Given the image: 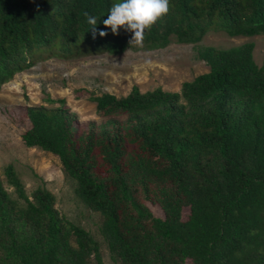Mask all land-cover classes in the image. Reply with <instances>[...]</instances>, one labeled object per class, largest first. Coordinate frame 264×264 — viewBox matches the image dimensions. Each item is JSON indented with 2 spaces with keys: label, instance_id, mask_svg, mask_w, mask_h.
I'll use <instances>...</instances> for the list:
<instances>
[{
  "label": "trees",
  "instance_id": "obj_1",
  "mask_svg": "<svg viewBox=\"0 0 264 264\" xmlns=\"http://www.w3.org/2000/svg\"><path fill=\"white\" fill-rule=\"evenodd\" d=\"M119 0H0V84L45 55L127 51L132 33L105 27ZM144 49L208 30L264 34V0H169ZM84 12L98 20L92 37ZM99 30L108 34L100 37ZM209 71L127 95L90 93L101 122L80 124L64 98L27 107L26 146L57 155L120 264H264V61L254 43L198 46ZM0 179V264H108L99 240L56 207L45 186L30 193L13 165ZM150 204L160 207L156 215Z\"/></svg>",
  "mask_w": 264,
  "mask_h": 264
},
{
  "label": "rangeland",
  "instance_id": "obj_2",
  "mask_svg": "<svg viewBox=\"0 0 264 264\" xmlns=\"http://www.w3.org/2000/svg\"><path fill=\"white\" fill-rule=\"evenodd\" d=\"M246 42L254 43V58L264 61V34L230 36L223 30H208L198 43H182L173 39L163 48L130 47L120 54L97 53L64 58L45 55L33 65L17 72L0 84V179L6 188L4 169L13 165L28 193L38 186L47 187L56 197L58 210L92 232L99 240L104 260L115 262L101 233L102 215L88 208L76 194V183L64 171L59 157L38 147H28L23 134L31 127L27 107L54 108L46 98H64L80 124L101 122L90 93L104 92L127 95L136 85L141 91L162 87L179 91L184 81L209 71L206 61L197 55L198 46L229 48ZM156 215L160 207L150 204ZM185 264H194L187 260Z\"/></svg>",
  "mask_w": 264,
  "mask_h": 264
},
{
  "label": "clouds",
  "instance_id": "obj_3",
  "mask_svg": "<svg viewBox=\"0 0 264 264\" xmlns=\"http://www.w3.org/2000/svg\"><path fill=\"white\" fill-rule=\"evenodd\" d=\"M169 10V0H119L113 3L103 24L110 28L114 35H119V30L123 27L125 31L132 33L129 44L143 47L146 30H150L158 20L169 13ZM84 16L95 39L98 20L88 12H84ZM98 34L104 37L108 33L99 30Z\"/></svg>",
  "mask_w": 264,
  "mask_h": 264
}]
</instances>
